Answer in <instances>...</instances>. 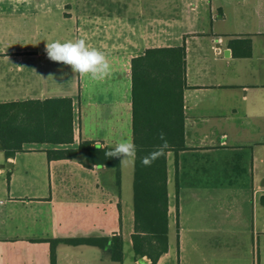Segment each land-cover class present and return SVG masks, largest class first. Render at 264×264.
Masks as SVG:
<instances>
[{
    "label": "crops",
    "instance_id": "1",
    "mask_svg": "<svg viewBox=\"0 0 264 264\" xmlns=\"http://www.w3.org/2000/svg\"><path fill=\"white\" fill-rule=\"evenodd\" d=\"M172 2L161 15L158 0H151L148 15L139 6L130 22L125 6L117 16L103 17L77 0H0V103L71 97L73 146L82 140L104 147L133 141L132 59L150 47L185 45L187 148L178 154V168L169 154V238L175 181L176 211L181 208L176 223L190 237L187 264H264V0ZM81 37L109 60L111 74L103 81L47 57V41ZM248 39L252 52L244 55ZM37 145L15 157L0 152L14 166L28 150L47 155ZM87 156L48 159L54 173L50 195L12 194L14 175L1 165L9 199L0 211V264H51L44 238L119 234L126 242L128 234L133 250L135 167L132 194L126 199L120 192L111 214L100 180L107 167L86 165ZM242 238H251L248 251L238 246ZM97 247L59 243L57 264H110L109 250ZM171 255L170 239L157 264ZM131 259L151 262L147 256L135 259L134 252Z\"/></svg>",
    "mask_w": 264,
    "mask_h": 264
},
{
    "label": "trees",
    "instance_id": "2",
    "mask_svg": "<svg viewBox=\"0 0 264 264\" xmlns=\"http://www.w3.org/2000/svg\"><path fill=\"white\" fill-rule=\"evenodd\" d=\"M244 42L249 49L242 54L250 55L251 41ZM187 87L185 45L150 47L132 59V129L136 145L133 252L135 259L147 256L151 262L146 264H157L170 248L169 154H175L178 168V154L187 148ZM75 129L71 97L0 103V151L7 158L25 151L30 144L47 145L45 151L49 160L75 159L80 151H86V165L101 164L114 169L116 183L121 186V160L105 156L112 147L98 145L92 140H82L73 146ZM160 133H164L168 148L150 167H145L140 161L163 143ZM44 240L50 242L51 264H57V246L62 242L108 249L117 262H123L125 257V241L119 234Z\"/></svg>",
    "mask_w": 264,
    "mask_h": 264
},
{
    "label": "rangeland",
    "instance_id": "3",
    "mask_svg": "<svg viewBox=\"0 0 264 264\" xmlns=\"http://www.w3.org/2000/svg\"><path fill=\"white\" fill-rule=\"evenodd\" d=\"M77 2L81 7L86 6L87 4L90 11H93L94 14H98L99 16L102 15L103 17L107 15L117 16L118 7L125 6L126 16L130 22L134 21L135 11L138 9L139 6H141L144 10L147 11V15L151 6V0H77ZM171 5L175 6V3H173L172 0H158L159 13H161V15H166L167 10L169 11L171 9L165 10V8L167 6L171 7ZM24 30L28 31L27 28ZM34 147L46 148V145H37ZM81 154H85V151H81L80 155ZM3 158L4 155L0 152V168L1 165L5 164ZM133 166L135 167V162L124 164V174L122 172L121 186H119L116 183V180L114 179V169L107 167L101 174L100 180L103 182L105 191L108 194L111 214L118 206V197L121 196L120 192H123V195L126 199L129 198V195L132 194L131 185L133 181ZM4 168L5 170H7V172L9 171L14 175V180L11 189L12 194L16 196L22 194L34 195L43 193L50 195L53 191L51 180L54 173H52V171L50 170V163L46 153L41 150H28L18 157L17 162L13 167ZM7 172L4 174L0 173V211H2V209L5 207L6 202H8L9 199V194L7 193L8 188L4 187L7 184L8 180L9 172ZM170 189L172 192V230L170 234V239L172 243V255L170 258L166 259L165 264H187L186 261H189L190 258L188 253L190 249H188V247H190V237H187L185 234H182L180 222L178 223V225L176 223V216L178 213L179 215L181 214V208H179V212L176 211L175 181L171 184ZM242 239H244V241H238V246H241L240 250L244 248L248 251V249L251 248V238ZM126 240L127 241L125 242L124 261L116 262L110 259V264H130L132 262L131 254L133 250L130 245V236L128 234H126ZM184 247H187L188 251H186Z\"/></svg>",
    "mask_w": 264,
    "mask_h": 264
},
{
    "label": "clouds",
    "instance_id": "4",
    "mask_svg": "<svg viewBox=\"0 0 264 264\" xmlns=\"http://www.w3.org/2000/svg\"><path fill=\"white\" fill-rule=\"evenodd\" d=\"M45 51L51 61L70 66L72 72L81 77L87 76L95 81H103L111 74V65L106 55L100 49L90 46L82 37L64 41L59 39L47 41ZM252 114L249 113V115ZM159 138L163 143L155 151L141 159L140 162L143 166L150 167L154 160L165 154L168 142L164 133H160ZM105 156L119 158L121 165L134 163L136 145L130 138L123 139L106 151Z\"/></svg>",
    "mask_w": 264,
    "mask_h": 264
},
{
    "label": "water",
    "instance_id": "5",
    "mask_svg": "<svg viewBox=\"0 0 264 264\" xmlns=\"http://www.w3.org/2000/svg\"><path fill=\"white\" fill-rule=\"evenodd\" d=\"M220 46H222V45L220 44ZM226 53H229V49L226 50ZM3 165L7 166V167H12L13 166V162H7V163H5ZM99 166H102V165L100 164Z\"/></svg>",
    "mask_w": 264,
    "mask_h": 264
}]
</instances>
